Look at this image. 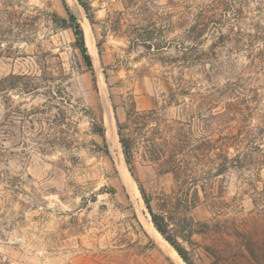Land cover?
<instances>
[{"label": "rangeland", "instance_id": "1", "mask_svg": "<svg viewBox=\"0 0 264 264\" xmlns=\"http://www.w3.org/2000/svg\"><path fill=\"white\" fill-rule=\"evenodd\" d=\"M90 1L94 26L77 0H0V264H187L155 228L133 182L196 264H264V140L261 161L218 176L214 152L199 160L186 150L175 158L186 160L178 179L165 171L173 160L167 145L153 160L144 140H171L181 125L199 143L214 133L212 112L233 101L217 90L233 83L241 106L255 107L252 122L261 123L264 56L253 66L245 49L224 50L218 62L203 56L183 70L172 62L174 46L158 52L133 42L137 23L160 29L164 18L143 21L125 0ZM249 1L251 9L261 6ZM66 3L84 28L93 70L72 29L53 21L54 13L67 17ZM182 76L194 81L182 84ZM132 101L139 110L157 108L161 120L144 136L134 126V176L116 124L126 121ZM85 109L102 119L107 144Z\"/></svg>", "mask_w": 264, "mask_h": 264}, {"label": "trees", "instance_id": "2", "mask_svg": "<svg viewBox=\"0 0 264 264\" xmlns=\"http://www.w3.org/2000/svg\"><path fill=\"white\" fill-rule=\"evenodd\" d=\"M77 1L94 26L96 20L92 2L90 0ZM125 2L130 8L140 10L138 15L142 16L143 21L149 18L148 14L151 15L150 18L153 15H158L159 18L165 19V23L160 29L157 28L156 24H153L151 28L142 25V23H137L133 31V42L141 43L148 49H155L158 52L174 46L178 55L172 59V62L178 63L177 65L183 70L193 68L203 56L212 55L209 57L214 58L218 62V53H223L224 50L226 51L225 54L228 53L229 56H232L236 52L245 49L249 52V58L252 59L253 66L256 64L257 58L264 56V46L260 47L257 45L256 47L255 45L256 40L262 39L264 42V25L261 21L264 15V0H258L261 6L255 9L249 7V0H163L162 3H158L157 0H125ZM65 8L67 17L54 13L53 21L62 28L72 29L75 35L76 48L79 49L86 65L93 70V58L86 44L84 28L77 14L67 3ZM156 8H168V10L165 14H162V17V15H159L161 11L156 10ZM179 26L182 30L175 39L166 37L167 31L174 30ZM210 38H213V44L209 50L204 49V43ZM97 46L101 52V44L98 43ZM218 47L223 50L219 52ZM224 63L225 61L219 62L217 67H223ZM207 72L211 78V70H207ZM94 81L97 82L95 74ZM193 81L194 79L189 80L182 76L180 82L182 84H191ZM236 85L239 86L236 83L228 84L226 91L217 90L222 95L228 94L234 97H230V100L233 101H227L224 109L212 112L211 117L213 124H215L214 133L203 137L197 143V139L193 138V131H185L184 127L180 125L171 140L158 137L160 142L158 140L151 141L146 136L144 140L151 158L160 160L162 156L164 157L167 152L165 151V145H167L173 160L171 159L170 165L165 171L174 173L177 179L186 167V160L184 158L178 160L175 158L179 154L187 157V154H185L186 150L194 154V158L199 160H201L200 158L204 155L205 150L208 149L210 152H214L216 155L215 176L223 174L231 167L238 169L247 168L261 161L260 152L262 141L264 140V105L259 111L261 123H253L250 118L255 107L251 105H247V107L241 106L243 102H239L241 101L239 97L242 92ZM229 87L232 90L230 93L228 91ZM183 89L185 90V87ZM242 100L244 101V99ZM85 110L92 119L93 131L99 134L107 144L106 128L102 119H99L93 109ZM116 124L125 162L134 176V126L141 131V135L151 124H155L154 129H159L161 120L159 119L158 109L139 110L135 101H132L131 106L127 109L126 121L121 122L116 118ZM156 144L158 145L157 148L151 149L152 145ZM232 148L235 150L234 152H231ZM139 189L149 209L155 228L176 249L187 264H196L188 249L170 233L165 215L153 210L151 199L142 185H139Z\"/></svg>", "mask_w": 264, "mask_h": 264}, {"label": "bare ground", "instance_id": "3", "mask_svg": "<svg viewBox=\"0 0 264 264\" xmlns=\"http://www.w3.org/2000/svg\"><path fill=\"white\" fill-rule=\"evenodd\" d=\"M110 133H111L112 141L114 142V144L117 145L118 142H117V139H116V137H115V134H113L112 131H111ZM133 186H134V188H135V190H136L137 196L139 197V195H140V190H139V188H138V186L136 185L135 182H133ZM167 245H168V244H167ZM182 264H183V263H182Z\"/></svg>", "mask_w": 264, "mask_h": 264}, {"label": "water", "instance_id": "4", "mask_svg": "<svg viewBox=\"0 0 264 264\" xmlns=\"http://www.w3.org/2000/svg\"><path fill=\"white\" fill-rule=\"evenodd\" d=\"M151 219H152V217H151ZM153 223V222H152ZM181 257V256H180ZM182 258V257H181ZM184 261V260H183Z\"/></svg>", "mask_w": 264, "mask_h": 264}]
</instances>
